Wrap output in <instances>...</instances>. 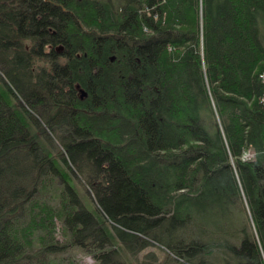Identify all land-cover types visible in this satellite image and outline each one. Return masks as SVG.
<instances>
[{
    "label": "trees",
    "instance_id": "16d2710c",
    "mask_svg": "<svg viewBox=\"0 0 264 264\" xmlns=\"http://www.w3.org/2000/svg\"><path fill=\"white\" fill-rule=\"evenodd\" d=\"M263 75L264 0H0V264H264Z\"/></svg>",
    "mask_w": 264,
    "mask_h": 264
},
{
    "label": "rangeland",
    "instance_id": "374dc122",
    "mask_svg": "<svg viewBox=\"0 0 264 264\" xmlns=\"http://www.w3.org/2000/svg\"><path fill=\"white\" fill-rule=\"evenodd\" d=\"M264 78V75H263ZM251 155V154H250ZM249 154H246V156H250ZM78 186V190H82V186H80L79 184H77ZM80 197V195L78 196V198ZM84 205L86 204V206H90L87 202H83ZM94 207L91 206L88 208ZM62 238V236H60ZM150 255H153L155 257V260H151ZM75 256L76 258L80 261L83 262L85 264H94V260L90 257L89 254H83V253H79V252H75ZM168 253L166 252V250L164 248H160L158 249V246L155 244H148L147 248H145L144 250H140L138 252H135L133 257H131V255H129V263L128 264H185V262H183L182 260H170L168 259ZM170 258V256H169Z\"/></svg>",
    "mask_w": 264,
    "mask_h": 264
}]
</instances>
